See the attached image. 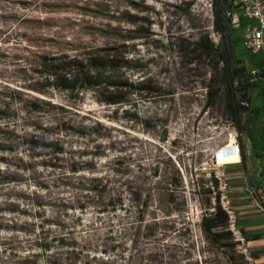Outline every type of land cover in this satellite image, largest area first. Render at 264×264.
I'll return each mask as SVG.
<instances>
[{"label":"rangeland","instance_id":"1","mask_svg":"<svg viewBox=\"0 0 264 264\" xmlns=\"http://www.w3.org/2000/svg\"><path fill=\"white\" fill-rule=\"evenodd\" d=\"M215 11V0H0V264H233L203 228L218 194L240 263H264L242 152L219 162L232 138L245 142L246 115L237 123L227 104ZM89 53L128 64L78 93L50 79L51 59Z\"/></svg>","mask_w":264,"mask_h":264},{"label":"trees","instance_id":"2","mask_svg":"<svg viewBox=\"0 0 264 264\" xmlns=\"http://www.w3.org/2000/svg\"><path fill=\"white\" fill-rule=\"evenodd\" d=\"M215 10L225 60L227 104L237 123L241 122V115H246L244 123L240 126L245 136L241 163L251 193L264 210V164L261 170L256 164L259 160L264 161V60L256 62L258 55L264 51H249L242 45L244 29L252 22L244 18L239 0H215ZM87 58L86 61L79 55H74L67 59V62L61 63H55V60L51 59L53 63L49 65L50 79L60 88L78 93L79 83L92 87L100 85V73L106 66L113 64L122 68L128 64L127 59L118 55L89 53ZM254 69L258 72L256 75L252 74ZM217 94L218 91L211 93L212 102ZM116 96L117 94L110 93L111 104L120 102L121 98ZM255 98L259 102L256 106L253 105ZM212 187L219 190V181H214ZM215 198L213 212L204 219V232L210 244L229 252L233 264H241L240 255L236 251L238 243L229 230V214L222 206L220 194Z\"/></svg>","mask_w":264,"mask_h":264},{"label":"built area","instance_id":"3","mask_svg":"<svg viewBox=\"0 0 264 264\" xmlns=\"http://www.w3.org/2000/svg\"><path fill=\"white\" fill-rule=\"evenodd\" d=\"M243 10V16L252 24L244 29L242 45L246 50L259 52L264 51V0H239ZM257 70H252V74L256 75ZM232 149L230 152L221 155L220 158L241 157L242 147L238 141V137L230 140Z\"/></svg>","mask_w":264,"mask_h":264},{"label":"bare ground","instance_id":"4","mask_svg":"<svg viewBox=\"0 0 264 264\" xmlns=\"http://www.w3.org/2000/svg\"><path fill=\"white\" fill-rule=\"evenodd\" d=\"M230 149H232V147H231V144H230V141H229L228 144L224 148H222L221 150H219L218 152L221 155H225V154H227V153L230 152ZM230 161H239V158L238 157H235V156L234 157H229V158H224V159L221 158V160L219 162L221 164H228V163H230Z\"/></svg>","mask_w":264,"mask_h":264}]
</instances>
